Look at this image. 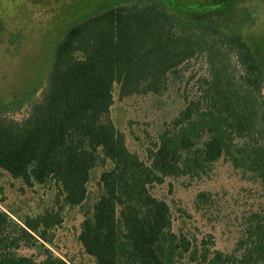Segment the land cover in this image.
Listing matches in <instances>:
<instances>
[{
	"label": "trees",
	"instance_id": "trees-1",
	"mask_svg": "<svg viewBox=\"0 0 264 264\" xmlns=\"http://www.w3.org/2000/svg\"><path fill=\"white\" fill-rule=\"evenodd\" d=\"M232 14L236 25L255 23L246 8ZM197 59L205 73L196 97L186 98L146 164L109 121L113 86H120V97L159 94L169 76L179 77ZM3 111L0 169L29 186L56 181L66 205H81L92 169L110 161L100 177L103 193L79 235L96 264H176L185 255L200 264H264V210L251 214L237 253L199 251L172 232L168 205L149 192L167 177L198 178L221 158L264 187V69L231 27L180 19L168 0H121L64 32L40 99L24 119ZM60 222L48 214L22 226L0 210V264H68L51 253L41 261L17 253L45 240L41 226Z\"/></svg>",
	"mask_w": 264,
	"mask_h": 264
},
{
	"label": "rangeland",
	"instance_id": "rangeland-1",
	"mask_svg": "<svg viewBox=\"0 0 264 264\" xmlns=\"http://www.w3.org/2000/svg\"><path fill=\"white\" fill-rule=\"evenodd\" d=\"M180 19L206 18L217 25L229 26L254 51L264 69V0H168ZM121 0H0V108L10 118L24 119L30 105L40 99L55 48L64 32L87 16L116 6ZM246 8L253 25L238 20L233 10ZM202 60H191L179 77H168L159 94L120 97V86H113V104L109 121L125 136L127 148L149 164V150L156 148L161 132L185 107L186 98L196 97V85L204 75ZM7 107V108H6ZM6 108V109H5ZM204 139V138H202ZM199 145V144H198ZM110 161L94 167L87 183V197L79 206L64 203L59 183L25 185L0 169V210L22 225V220L57 214L60 224L46 229L45 240L36 247L21 246L17 253L41 261L46 254L68 264H96L79 241L82 223L92 214L93 206L103 193L100 177L110 168ZM149 192L166 202L170 209L172 232L185 238L201 251L237 253L252 213L264 210V187L251 174L235 168L225 158L214 162L206 174L167 177ZM200 194L205 199L199 198ZM12 213V214H11ZM205 244H204V243ZM176 264H200L188 255Z\"/></svg>",
	"mask_w": 264,
	"mask_h": 264
}]
</instances>
